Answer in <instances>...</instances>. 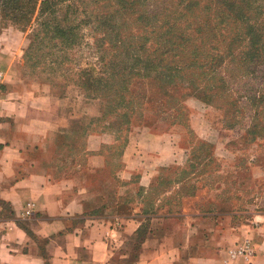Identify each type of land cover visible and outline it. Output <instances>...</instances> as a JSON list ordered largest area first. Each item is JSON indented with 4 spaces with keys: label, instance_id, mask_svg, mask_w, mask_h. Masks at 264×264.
Masks as SVG:
<instances>
[{
    "label": "rangeland",
    "instance_id": "obj_1",
    "mask_svg": "<svg viewBox=\"0 0 264 264\" xmlns=\"http://www.w3.org/2000/svg\"><path fill=\"white\" fill-rule=\"evenodd\" d=\"M225 1L228 5L232 0ZM234 1L242 14L233 19V11L225 7L223 47L241 35L235 54L244 56L251 35H257L260 63L240 65L241 57L236 56L235 63L227 59L210 71L193 70L198 90L131 76L123 100L114 96L119 74L114 86L95 99L99 114L88 130L103 137L99 153L111 172L120 173L123 163H131L130 182L122 185L131 208L139 207L141 200L148 213L161 216L182 209L264 212V0ZM111 5L113 0H0V66L15 64L23 81L53 96L84 94L77 74L85 69L99 76L113 55L117 58L112 65L124 60L123 49L99 41L104 34L94 31L97 20L111 13ZM12 6L20 14L9 9ZM44 19L77 24L68 61L60 69L54 62L61 58L47 49L25 57ZM131 30L134 38L126 46L133 52L142 39L140 30ZM120 33L121 39L130 35ZM123 63L130 66V60ZM219 77L225 85L218 83ZM141 175L148 184L139 185Z\"/></svg>",
    "mask_w": 264,
    "mask_h": 264
},
{
    "label": "crops",
    "instance_id": "obj_2",
    "mask_svg": "<svg viewBox=\"0 0 264 264\" xmlns=\"http://www.w3.org/2000/svg\"><path fill=\"white\" fill-rule=\"evenodd\" d=\"M3 71L0 264H264V212L142 214L124 199L131 163L111 172L87 128L98 101L28 85L12 63ZM237 246L250 254L231 258Z\"/></svg>",
    "mask_w": 264,
    "mask_h": 264
},
{
    "label": "trees",
    "instance_id": "obj_3",
    "mask_svg": "<svg viewBox=\"0 0 264 264\" xmlns=\"http://www.w3.org/2000/svg\"><path fill=\"white\" fill-rule=\"evenodd\" d=\"M202 2L205 4L200 5ZM46 7L48 6L45 5ZM225 7L233 11V19L241 17L242 7L234 0L228 5L225 0H113L111 13L108 17L97 20L94 31L103 32L104 36L99 41L107 40L112 48L123 49L124 60L115 61L112 65V58H117L113 55L99 76L82 70L77 74L78 86L83 89L87 98L99 99V95L107 93L110 86L111 88L114 86L112 81L120 74L121 82L118 85L114 83L117 86L114 96L123 100L131 76L154 80L162 86L183 84L198 90L193 70L210 71L214 67L224 66L227 59L230 60L229 63H235L236 56L241 57L240 65L260 63L259 49H255L259 40L257 35H251L247 45L249 51L244 52V56L235 54L236 45L242 40L241 35L234 37L223 47ZM9 9L20 14L18 7L12 6ZM67 22L62 24L55 20L51 23L47 19L39 22L41 33L34 34L35 38L29 44L25 57L34 54V50L47 49L57 60L61 58L60 62H54L60 69L63 63L68 61L67 49L71 48L76 38L77 24L71 25ZM132 26L141 31L139 39H142L140 47L133 52L126 46V43L132 42L134 38ZM120 30L130 35L121 39ZM126 60H130L129 67L123 63ZM51 69L56 71L52 67ZM204 75H200L202 80H205ZM223 80L219 77L218 83L225 85ZM0 91L5 93L4 84L0 86ZM193 94L197 95L194 92ZM197 97L202 99L200 95ZM211 98L212 96H209L208 101ZM138 191L140 195L142 189L139 188ZM153 213L152 211L148 213L146 209L142 210L144 215ZM145 234L146 230L142 228L137 231L136 246L142 243Z\"/></svg>",
    "mask_w": 264,
    "mask_h": 264
},
{
    "label": "built area",
    "instance_id": "obj_4",
    "mask_svg": "<svg viewBox=\"0 0 264 264\" xmlns=\"http://www.w3.org/2000/svg\"><path fill=\"white\" fill-rule=\"evenodd\" d=\"M3 80H4V71H3L2 67L0 66V86L3 84ZM2 95H3V92L0 91V103L2 101V97H1ZM31 207H32V205H30V204L27 205V208L25 210V215L30 214ZM228 254L231 258L237 257V256L247 257L250 254V251L247 247L237 246V247L231 249L228 252Z\"/></svg>",
    "mask_w": 264,
    "mask_h": 264
}]
</instances>
